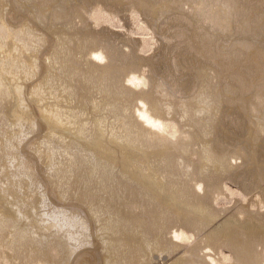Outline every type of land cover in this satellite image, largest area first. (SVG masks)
<instances>
[{
	"label": "bare ground",
	"instance_id": "6f19581e",
	"mask_svg": "<svg viewBox=\"0 0 264 264\" xmlns=\"http://www.w3.org/2000/svg\"><path fill=\"white\" fill-rule=\"evenodd\" d=\"M155 254L264 264V0H0V264Z\"/></svg>",
	"mask_w": 264,
	"mask_h": 264
},
{
	"label": "rangeland",
	"instance_id": "374dc122",
	"mask_svg": "<svg viewBox=\"0 0 264 264\" xmlns=\"http://www.w3.org/2000/svg\"><path fill=\"white\" fill-rule=\"evenodd\" d=\"M12 5H11V7L9 6V4H7L6 5V7H4L3 8V15H4V17H5V20L7 21V23H9L10 24V26L12 27V28H15L16 26L18 27V24L20 23V20L18 19V18H16V20L14 19L13 20V17H12V11L15 9V11H20L19 9H16V4L13 2V3H11ZM13 7V8H12ZM89 8V7H88ZM88 8H86V11H88V12H90V8L88 9ZM165 8H162V9H160V10H164ZM159 10V9H158ZM10 13V14H9ZM93 13H95V11H93ZM92 13V14H93ZM7 14V15H6ZM9 14V15H8ZM10 18H11V20H10ZM179 19H181L180 21H178V22H175L174 24H172V25H174V26H182L183 25V23L181 22V21H183L184 19H182V18H179ZM136 22V23H135ZM134 23L135 24H139L138 23V21H135ZM185 24V23H184ZM136 25V26H137ZM79 26V25H78ZM91 27H93V26H91ZM39 28V27H38ZM39 30H41V32H44V34H47V35H49V37L50 38H48V44H47V46H45L41 51H40V53H39V57H40V59L41 60H44V58H45V54H46V50H48V48H49V46H50V43H51V38H53V35L52 36H50L51 35V31H53V28L52 29H47V30H44L43 28H39ZM147 34V35H146ZM149 35V36H148ZM135 38H138V39H140L141 40V42H142V44H141V47H140V52H142V53H145L144 51H146V43H147V41H149L151 38H150V34H148V32L146 31H141V32H139V33H136L135 34ZM142 38V39H141ZM54 39V38H53ZM147 39V40H146ZM145 40V41H144ZM50 42V43H49ZM192 48V47H191ZM220 51V50H219ZM218 50L216 51L217 53L219 52ZM222 51V50H221ZM210 58V57H209ZM209 58H201L200 60H199V62H197V63H195L193 66H192V71H193V73L194 72H196L197 71V73H206V74H211L212 72L210 71V69H209V67L211 66L210 65V59ZM40 78H42V75H41V72L37 75V76H35L33 79H31V80H29L28 82H27V84H26V87L25 86H22V91L24 92V94H26L27 92H28V88H27V86L30 84V83H32L33 81H36L37 79H40ZM219 82L221 83V80H219ZM199 85V83H196V81H193V84H192V86H191V89L190 90H194L195 88H196V86H198ZM210 85L212 86V88H217L218 86H219V84L217 83L216 84V80H212V81H210ZM30 87H32V86H30ZM178 96H181V93L180 92H177L176 93ZM39 135H40V137L41 136H43V133H42V131H39ZM33 154V153H32ZM33 165V164H32ZM35 170H34V172L35 173H37L38 171H39V173H40V175H41V179L43 180V182L46 180V177L44 176V174H43V170L41 169V166L39 167V164L37 165L36 164V162H35ZM228 183V186H229V184H230V188L231 189H234L235 188V185L234 184H232L231 182H227ZM51 187V186H50ZM234 187V188H233ZM48 190H49V186H48ZM223 204V205H222ZM227 204V205H226ZM222 205V206H221ZM239 205H240V203L238 202V203H236V204H230L229 205V203H228V200H222L220 203H219V207H230V210H228V211H233V210H235L236 208H238L239 207ZM180 252L182 251V248L179 250ZM180 252H178V254H180ZM154 258L156 259H154V261L152 262V264H167V261H169L170 260V258L168 257V258H162V256L161 257H158V256H156V254H155V256H154ZM159 258V259H158ZM159 261H160V263H159Z\"/></svg>",
	"mask_w": 264,
	"mask_h": 264
}]
</instances>
